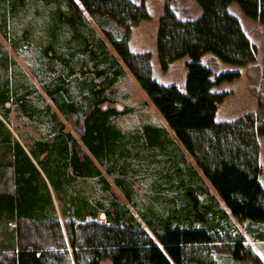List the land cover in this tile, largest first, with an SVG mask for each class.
<instances>
[{
  "label": "trees",
  "instance_id": "16d2710c",
  "mask_svg": "<svg viewBox=\"0 0 264 264\" xmlns=\"http://www.w3.org/2000/svg\"><path fill=\"white\" fill-rule=\"evenodd\" d=\"M78 1L116 56L75 0H0L1 36L8 38L16 19L24 26L21 40L34 42L47 69L61 66L45 92L65 119L75 117L79 125L75 138L49 105L39 110L31 104L28 83L12 78L15 61L0 42V117L9 122L13 103L30 119L51 122L45 138L24 149L0 120V264H262L235 222L264 228L258 181L264 96L258 95L255 112L216 122L228 94L212 89L240 74L213 76L200 59L212 54L233 66L254 63L255 46L228 6L235 2L264 35V0H195L201 14L193 20L178 18L176 5L165 1L156 33L158 62L165 71L190 59L182 91L155 81L150 52L129 49L131 28L149 19L143 3ZM31 6L41 24L27 19ZM118 58L168 129L145 124L121 131L113 123L119 112L106 105L104 92L124 75ZM77 72L78 101L65 83ZM139 184L149 192H137ZM252 239L264 241V231Z\"/></svg>",
  "mask_w": 264,
  "mask_h": 264
},
{
  "label": "rangeland",
  "instance_id": "374dc122",
  "mask_svg": "<svg viewBox=\"0 0 264 264\" xmlns=\"http://www.w3.org/2000/svg\"><path fill=\"white\" fill-rule=\"evenodd\" d=\"M136 4L143 3L144 5H162L165 1L169 2V5H176L178 8L175 11L179 12L182 16H186L184 19L193 20L201 14V9L195 0H131ZM76 6L81 10L83 16L89 22L90 26L100 35L105 41L108 49L116 56V53L112 49L109 42L104 38L102 32L94 23L92 18L87 14L78 0H75ZM38 7L40 12L42 11L41 5H34ZM146 7V6H145ZM164 7V6H163ZM147 10V8H146ZM35 7H29L26 16L29 21L34 25L41 24V20L36 17L34 13ZM148 12V10H147ZM228 12L235 16L245 33L249 41L255 46L256 54L255 61L245 67H238L229 64L222 63L212 54H206L201 57L200 62L207 68H209L213 76H217L221 73H239L240 78L234 80L231 83H222L221 86L212 89L216 93H227L222 106L218 108L215 114L216 122H229L240 117L247 112H255L257 108L258 95L264 96V35L262 34L261 26L257 21L250 20L240 10L239 6L232 2L228 6ZM149 15V13H148ZM160 17V16H159ZM178 17V16H177ZM179 18V17H178ZM181 19V18H180ZM142 22V21H141ZM159 18L156 15V9H152V18L145 20L138 27H132L130 30L128 46L132 52L137 49H147L139 52H150L151 54V68L152 74L156 82L162 85H175L179 90H184L185 78H186V65L190 62L188 57H184L177 62L169 71H162L156 51V33L158 28ZM11 28L9 30L8 38H4L0 34L1 48L7 51V55L10 59L15 61V65H11V76L16 81H23L28 83L29 92L27 99L37 109H44L45 105H49L50 111L55 112L59 119L64 123L65 130L70 132L75 138L79 136V125H77L76 118L70 120L65 119L62 116L50 97L45 92V86L49 84H56L58 77L63 72L59 64L54 66V70L49 71L47 69V61L39 51V48L35 46L34 42L26 43L21 40V35L24 30L22 23L16 19L11 21ZM37 28L35 27V31ZM34 31V32H35ZM36 35V33L34 34ZM20 38V39H19ZM11 41H15V48H12ZM133 49V50H132ZM152 52H151V51ZM1 55V53H0ZM121 67L124 70V75L119 77L111 86L105 89V96L108 99V107H114L119 113L111 118L113 123L121 131H129L135 129H141L145 124H151L159 127H165L168 129L167 124L163 117L159 114L156 108L147 98L145 92L140 88L132 74L123 65L120 58H118ZM189 60L184 66L183 62ZM178 61V60H177ZM175 62V61H174ZM172 64V63H171ZM169 67V66H168ZM177 67V68H175ZM175 68V69H174ZM182 68V75L180 69ZM12 69V70H11ZM168 69V68H167ZM76 77V78H75ZM81 74H77L73 77L65 78V83H68V93L74 100L78 101L80 96L77 90V86L74 79H82ZM87 76L85 79H88ZM100 82L101 80H96ZM110 102V103H109ZM9 122H4L6 127L11 132V135L16 139L21 146L31 143L32 140H40L45 138L49 132L51 122L47 121L44 117L43 120L30 119L27 115L19 111L13 103L9 104ZM50 124V125H49ZM171 135L172 132L169 131ZM46 139H51L50 137ZM259 145V164L261 172L258 176L259 183L264 187V136H258ZM25 149V148H24ZM188 161L193 163L188 156ZM108 180L112 182V176H107ZM93 180H87L84 185L86 191L91 192ZM95 191L96 188L94 187ZM137 192L141 194L148 193L147 186L139 184L136 187ZM212 192L213 189L210 188ZM95 194V192L93 191ZM223 206V204L221 203ZM224 207V206H223ZM99 219H103V216H99ZM234 221V220H233ZM235 222V221H234ZM237 229L243 234L246 243L249 244L258 256L260 262L264 264V241H255L252 239V235L258 231H264V228L258 224H238L235 222ZM250 233H249V232ZM100 264H112L110 260H104Z\"/></svg>",
  "mask_w": 264,
  "mask_h": 264
},
{
  "label": "crops",
  "instance_id": "0c3cea01",
  "mask_svg": "<svg viewBox=\"0 0 264 264\" xmlns=\"http://www.w3.org/2000/svg\"><path fill=\"white\" fill-rule=\"evenodd\" d=\"M146 6V8H147V10H148V13H149V15H150V19L152 18V9H156V15L158 16V18H159V16L161 15V13H162V10H163V6H164V3H162V5H156V7L154 8V6L153 5H145ZM177 16L179 17V18H181V19H184L186 16H182L179 12H177ZM143 22H145V21H142V22H140L136 27H138L141 23H143ZM133 50V49H132ZM144 50H147V49H137V50H133V51H135V52H139V51H144ZM151 51V50H150ZM152 52V51H151ZM183 59V58H182ZM182 59H180V60H182ZM180 60H178V61H175V62H173L172 64H170L169 65V67H168V69H167V71H169L173 66H175V64H177V62H179ZM187 62H189V60H185L184 62H183V65L185 66L186 64H187ZM175 68H177V67H175ZM174 68V69H175ZM180 71H181V73H182V75H184L183 74V72H182V68L180 69ZM221 86V85H220ZM219 86V87H220ZM217 88V87H216ZM216 88H214V89H216ZM213 89V90H214ZM258 181H259V179H258Z\"/></svg>",
  "mask_w": 264,
  "mask_h": 264
},
{
  "label": "bare ground",
  "instance_id": "6f19581e",
  "mask_svg": "<svg viewBox=\"0 0 264 264\" xmlns=\"http://www.w3.org/2000/svg\"><path fill=\"white\" fill-rule=\"evenodd\" d=\"M101 216H103V214H101Z\"/></svg>",
  "mask_w": 264,
  "mask_h": 264
}]
</instances>
